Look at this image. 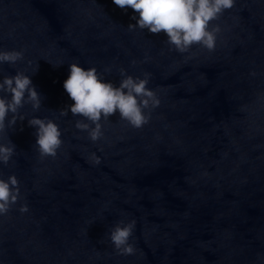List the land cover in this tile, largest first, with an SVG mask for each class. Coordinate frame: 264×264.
Listing matches in <instances>:
<instances>
[{
    "label": "water",
    "instance_id": "water-1",
    "mask_svg": "<svg viewBox=\"0 0 264 264\" xmlns=\"http://www.w3.org/2000/svg\"><path fill=\"white\" fill-rule=\"evenodd\" d=\"M133 16L113 0H0V51L24 53L0 80L23 72L41 96L0 140L16 148L0 178L21 192L0 215V264H264V0L211 22L212 52L172 50L163 33L129 30ZM72 63L117 87L121 69L150 73L161 104L142 129L102 119L94 143L83 117L60 115ZM32 118L59 126L55 158L39 155ZM133 220L136 253L121 256L109 235Z\"/></svg>",
    "mask_w": 264,
    "mask_h": 264
},
{
    "label": "clouds",
    "instance_id": "clouds-1",
    "mask_svg": "<svg viewBox=\"0 0 264 264\" xmlns=\"http://www.w3.org/2000/svg\"><path fill=\"white\" fill-rule=\"evenodd\" d=\"M113 3L138 14V19L132 17L136 23L130 24L129 30L134 31L138 27L153 35L163 33L170 49L185 54L194 45L209 52L215 50L221 29L218 25L212 27L211 22L218 20L226 10H231L236 0H113ZM23 59V52L0 51V65H15ZM105 71L110 72V69ZM120 75L123 78L117 87L105 82L95 67L86 70L77 63L70 64V74L63 87L74 104L61 110L60 115L67 116L70 111L73 116L83 117L75 126L80 131L88 132L89 139L94 143L103 137L102 119L108 121L118 112L120 120L131 128L142 129L149 123L152 110L161 104L157 93L148 88L150 73H144L141 79L127 75L121 69ZM25 104H30L36 111L41 108V96L30 77L23 72L3 77L0 80V140L9 128L14 129L17 121L26 119L20 114ZM9 115L11 118L7 119ZM85 120L90 123H85ZM28 124L36 129L35 145L39 155L42 158H55L63 144L59 126L51 119L40 118H32ZM15 154L16 148L11 140L8 144L0 142V164L8 165ZM91 159L97 165L101 162L95 154ZM20 196L19 180L15 175L7 180L0 178V215H6L19 202ZM19 211L27 213L29 208L25 204ZM135 227V220L127 224L120 221L111 230L109 240L119 255L131 256L136 253L135 247L129 243Z\"/></svg>",
    "mask_w": 264,
    "mask_h": 264
}]
</instances>
